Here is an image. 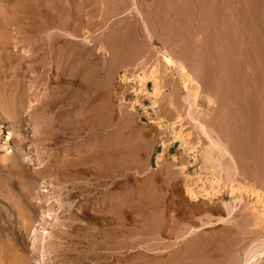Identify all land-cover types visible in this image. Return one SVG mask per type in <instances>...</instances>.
<instances>
[{"label":"rangeland","instance_id":"rangeland-1","mask_svg":"<svg viewBox=\"0 0 264 264\" xmlns=\"http://www.w3.org/2000/svg\"><path fill=\"white\" fill-rule=\"evenodd\" d=\"M263 15L264 0H0V264L261 253Z\"/></svg>","mask_w":264,"mask_h":264},{"label":"bare ground","instance_id":"bare-ground-1","mask_svg":"<svg viewBox=\"0 0 264 264\" xmlns=\"http://www.w3.org/2000/svg\"><path fill=\"white\" fill-rule=\"evenodd\" d=\"M257 10V9H256ZM30 11V13L29 14H32L31 13V9L29 10ZM261 12V11H260ZM264 16V15H263ZM32 18H34V17H32ZM256 23V22H255ZM258 24V23H257ZM259 25V24H258ZM247 26V25H246ZM40 28V27H39ZM65 28H67V27H65ZM7 29V28H6ZM23 29V28H22ZM249 30V29H248ZM149 33V32H148ZM245 35V34H244ZM2 36V35H1ZM254 36V35H253ZM4 37V36H3ZM258 37V36H257ZM152 38V35H150V39ZM75 39V38H74ZM84 40V39H83ZM67 41V40H66ZM65 41V42H66ZM250 42V41H249ZM5 47V46H4ZM17 47V46H16ZM100 47V46H99ZM64 49V48H63ZM103 50V49H102ZM59 54V53H58ZM258 54V53H257ZM43 55V54H42ZM64 55V54H63ZM244 58V57H243ZM35 59V58H34ZM67 60V59H66ZM67 62H68V60H67ZM173 62L170 60V59H167V64L169 65V64H172ZM261 63V62H260ZM251 68V67H250ZM155 72H156V70H155ZM154 72V73H155ZM180 72H181V79H182V85H183V88H184V90L186 89V90H188L189 89V86L190 85H192V89L191 90H189V92H191V93H193V96H194V100H195V98H197V97H199L198 95H199V93H200V89H201V85L199 84V82L197 81V80H195V78H193L191 75H189L188 74V72L184 69V67H180ZM151 73V72H150ZM153 74V73H152ZM152 74H149V75H145V76H137V80H138V82H139V85H140V87H146L145 85H146V82L149 80V79H151L152 80V82H153V92H152V95L155 97V98H157V97H159V95L161 94V90H162V86H161V84H160V80H158L157 78H155ZM82 81V80H81ZM83 82V81H82ZM63 91V90H62ZM188 93V92H187ZM191 93H190V95H191ZM189 95V94H188ZM241 95V94H240ZM190 98V97H189ZM214 102V99L213 98H209V103H213ZM247 125V124H246ZM71 127H73V126H71ZM203 130H204V132L207 134V132H206V130H205V128L203 127ZM175 134V133H174ZM207 137L209 138V136L207 135ZM210 139V138H209ZM211 141V145H210V148L211 147H215V148H219V150H220V148H221V145H219L218 143H216V142H214L212 139L210 140ZM184 142H186L185 140H184ZM188 147V146H187ZM208 148H209V146H208ZM223 148V149H222ZM221 148V151L223 152L220 156L222 157L221 159H223V158H225L226 156H228V155H231L230 154V152L229 151H227V149L225 148V147H222ZM218 150V151H219ZM118 151V150H117ZM211 151V149H209V150H205L204 151V153H202L203 154V158H202V163H203V167H204V169H207V170H209L210 171V168L212 169V165L213 164H215L214 163V158H213V156H212V153L210 152ZM99 155V154H98ZM86 156V155H85ZM232 156V155H231ZM213 158V159H212ZM111 160V159H110ZM112 161V160H111ZM131 161V160H130ZM218 163V162H217ZM111 164V163H110ZM112 166V165H111ZM110 166V167H111ZM216 167V166H215ZM108 168V167H107ZM218 168V167H217ZM216 168V169H217ZM203 169V168H202ZM218 170H219V168H218ZM212 171V170H211ZM208 172V171H207ZM206 172V173H207ZM214 173V172H213ZM213 181V180H212ZM215 181V180H214ZM216 183V182H215ZM211 184V183H210ZM220 187H221V185H220V182L218 181V183H217V186L215 187V192L216 193H220ZM82 189V188H81ZM231 189H233V187H231ZM234 190V189H233ZM233 190H232V192H233ZM186 191H187V193H188V196L190 197V199L192 200V201H196L197 199H198V195H196L194 192H193V190H192V188H190L189 186L187 187V189H186ZM215 193V194H216ZM254 193H256V192H254ZM210 195V194H209ZM261 197V196H260ZM264 200V199H263ZM210 205V204H209ZM224 205H225V207L227 206L226 205V203H224ZM228 207V206H227ZM178 208V207H177ZM169 209V208H168ZM228 209V208H227ZM231 209V208H230ZM63 212V211H62ZM228 213V212H227ZM58 214V213H57ZM234 214V209H232V211L230 210L229 211V216L231 217L232 215ZM230 217H224L223 218V220H222V222H219V223H217V225L218 224H221V223H223V222H227V220L230 218ZM260 217V216H259ZM55 220V219H54ZM261 220V219H260ZM259 220V221H260ZM181 221V220H180ZM262 221V220H261ZM59 224V223H58ZM60 226V225H59ZM210 227V225L209 226H207V228H209ZM192 231H194V230H192ZM258 231V230H257ZM169 233H171V231L169 230ZM48 234V233H47ZM188 235V234H187ZM47 238V237H46ZM184 240V239H183ZM211 242V241H210ZM122 243V242H121ZM163 243V242H162ZM180 244V243H179ZM122 245V244H121ZM207 245V244H206ZM102 247V246H101ZM190 248V247H189ZM115 249V248H114ZM190 252V251H189ZM160 253V252H159ZM201 253V252H200ZM259 253V252H258ZM255 254V255H252V256H250V257H248V259L246 258V260L242 263V264H258L259 263V261L260 260H262V259H264V249H263V251L261 252V253H259V254ZM197 255L199 254V253H196ZM195 254V255H196ZM252 254V253H251ZM194 255V256H195ZM201 255V254H200ZM202 255H203V253H202ZM202 255L200 256V257H202ZM185 256V255H184ZM243 256H244V254H243ZM147 257V256H146ZM146 257H144V258H146ZM189 257H191L190 255H189ZM196 257V256H195ZM194 257V258H195ZM185 258H186V256H185ZM211 258V257H210ZM137 259V258H136ZM137 262V261H136ZM174 262V261H173ZM176 262V261H175ZM183 263V262H182ZM187 263V262H186ZM178 264V263H177Z\"/></svg>","mask_w":264,"mask_h":264}]
</instances>
